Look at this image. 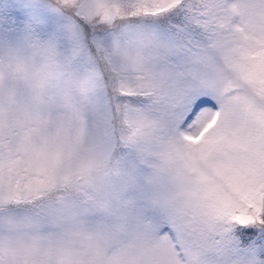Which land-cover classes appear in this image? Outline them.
Returning a JSON list of instances; mask_svg holds the SVG:
<instances>
[{"label":"snow or ice","instance_id":"6c2138e0","mask_svg":"<svg viewBox=\"0 0 264 264\" xmlns=\"http://www.w3.org/2000/svg\"><path fill=\"white\" fill-rule=\"evenodd\" d=\"M0 264H264V0L0 4Z\"/></svg>","mask_w":264,"mask_h":264},{"label":"rangeland","instance_id":"374dc122","mask_svg":"<svg viewBox=\"0 0 264 264\" xmlns=\"http://www.w3.org/2000/svg\"><path fill=\"white\" fill-rule=\"evenodd\" d=\"M6 0H0V4H5Z\"/></svg>","mask_w":264,"mask_h":264}]
</instances>
